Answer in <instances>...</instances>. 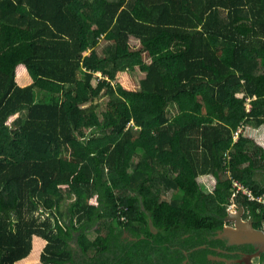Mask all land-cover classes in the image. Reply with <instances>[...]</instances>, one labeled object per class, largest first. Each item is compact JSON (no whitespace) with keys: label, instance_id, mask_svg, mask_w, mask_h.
Wrapping results in <instances>:
<instances>
[{"label":"trees","instance_id":"16d2710c","mask_svg":"<svg viewBox=\"0 0 264 264\" xmlns=\"http://www.w3.org/2000/svg\"><path fill=\"white\" fill-rule=\"evenodd\" d=\"M261 162L264 0H0V264H214Z\"/></svg>","mask_w":264,"mask_h":264},{"label":"flooded vegetation","instance_id":"af4514ba","mask_svg":"<svg viewBox=\"0 0 264 264\" xmlns=\"http://www.w3.org/2000/svg\"><path fill=\"white\" fill-rule=\"evenodd\" d=\"M243 215V220L248 221L252 220V224L255 226V220L249 215L248 210H245ZM241 210V211H243ZM240 211V212H241ZM240 212L233 214L237 215ZM231 215V216H233ZM230 216V217H231ZM229 217L225 220V224L222 230L218 231L217 238L222 240L221 246L219 247H212L210 248L213 250V254L210 255L209 259L214 264H264V251L257 255L259 253V248L257 245L253 244H238L234 242V238L229 237L226 235L225 228L229 229H237V223L236 222H230L228 221ZM256 227V226H255ZM264 230V223L259 224V227L257 229ZM241 230H237L236 232L239 234ZM223 234V235H222ZM222 236V237H221ZM202 248H206V246H203ZM189 261L185 260L184 264H188Z\"/></svg>","mask_w":264,"mask_h":264},{"label":"water","instance_id":"95a60500","mask_svg":"<svg viewBox=\"0 0 264 264\" xmlns=\"http://www.w3.org/2000/svg\"><path fill=\"white\" fill-rule=\"evenodd\" d=\"M244 213L245 211L243 210L239 214L229 217L228 221L237 223V229L225 228L224 232L229 237L234 238L235 243L257 245L260 250L257 254L259 255L264 251V230L257 229L252 224V220L244 221ZM151 229L153 233H158V229L153 225V223H151ZM237 230H241L239 234L236 232Z\"/></svg>","mask_w":264,"mask_h":264},{"label":"built area","instance_id":"2783aa9c","mask_svg":"<svg viewBox=\"0 0 264 264\" xmlns=\"http://www.w3.org/2000/svg\"><path fill=\"white\" fill-rule=\"evenodd\" d=\"M247 107H248L247 111L250 112L251 111V104L248 103ZM242 133H243L242 128H239L235 132V135H234V139H235L234 141L235 142L239 141L240 135ZM228 159H230V157ZM225 177L231 181L232 188L234 191H237L238 193H240L242 195V197L246 198L249 202H256V203H258L264 207V194L256 195L252 188H250L249 186L240 182L238 179L234 178L232 173H231L229 166H227V169L225 171ZM120 215H121L120 219L122 222L127 223L129 221L121 213H120Z\"/></svg>","mask_w":264,"mask_h":264},{"label":"rangeland","instance_id":"374dc122","mask_svg":"<svg viewBox=\"0 0 264 264\" xmlns=\"http://www.w3.org/2000/svg\"><path fill=\"white\" fill-rule=\"evenodd\" d=\"M102 47H105V43H104L103 41H102L101 44L99 45V49L102 48ZM146 59L149 60L148 58H146ZM145 76H146V74L142 73L139 69H136V70H135V73L133 74V77H134V79H135L136 81H140V80H142L143 78H145ZM44 101H51V98H50V97L45 98ZM104 110H105V104L102 103V106L99 108V112H103ZM103 134H104V132H99V133H97L98 136H101V135H103ZM164 197H165V199H167V200L170 201V200H172V198H173V193H171V192H169V193H165ZM226 203H227V206H228L229 208L232 207V206H231V203H229L228 200H227ZM228 203H229V204H228ZM89 236H90L91 239H95V237H96V233L91 232V233L89 234ZM127 236H128V233H127ZM127 236L125 235L124 238H126ZM158 262H159V261H158ZM171 264H172V262H171Z\"/></svg>","mask_w":264,"mask_h":264},{"label":"crops","instance_id":"0c3cea01","mask_svg":"<svg viewBox=\"0 0 264 264\" xmlns=\"http://www.w3.org/2000/svg\"><path fill=\"white\" fill-rule=\"evenodd\" d=\"M262 139V138H261ZM259 146V144H256ZM261 167H258L255 169V180L256 182L261 185V186H264V162H261L259 164ZM247 164H245L244 167H246ZM259 229V228H258ZM127 236V234H125Z\"/></svg>","mask_w":264,"mask_h":264},{"label":"clouds","instance_id":"9594fccd","mask_svg":"<svg viewBox=\"0 0 264 264\" xmlns=\"http://www.w3.org/2000/svg\"><path fill=\"white\" fill-rule=\"evenodd\" d=\"M252 109V108H251ZM128 211V210H127Z\"/></svg>","mask_w":264,"mask_h":264}]
</instances>
